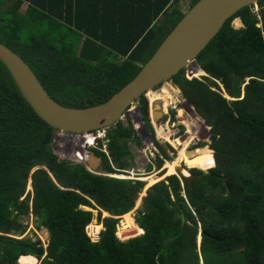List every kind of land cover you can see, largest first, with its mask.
Returning <instances> with one entry per match:
<instances>
[{
  "label": "trees",
  "instance_id": "trees-1",
  "mask_svg": "<svg viewBox=\"0 0 264 264\" xmlns=\"http://www.w3.org/2000/svg\"><path fill=\"white\" fill-rule=\"evenodd\" d=\"M177 1L0 0V42L28 64L57 102L87 107L106 101L138 73L184 15ZM196 1L189 0V8ZM256 5L257 14L249 5L229 17L197 55L200 69L194 64L188 68L193 76L204 72L205 79L218 81L232 98H222V105L239 138L223 147L234 156L244 153L251 161L264 156V0ZM238 18L242 26L233 28L231 21ZM75 37L82 39L78 49ZM188 77L181 69L170 82L205 103L201 83ZM137 102L151 131L144 95ZM174 115L171 109L172 120ZM53 133L20 95L0 61V264H37V259L39 264H200L195 255L188 257L183 251L177 234L182 198L173 199L164 180L146 189L134 216L142 233L121 240L116 236L119 216L130 213L144 181L95 173L60 159L50 147ZM104 140L108 157L94 150L103 169L121 173L131 168L128 143L139 142L135 129L120 119L105 129ZM162 160L158 158V167ZM251 169L241 178L246 192L238 206L214 204L191 191L183 179L195 211L211 210L228 224L234 220L242 224L240 230L203 233L215 249L231 251L246 245L251 251L244 256L245 264H264V209L255 213L264 198V181L261 187ZM209 171L189 170L192 180L201 179L207 186L214 182L204 180L213 179ZM222 179L228 183L232 176ZM83 207L97 210L102 226L97 241L85 231L93 214ZM27 215L47 230L46 246L20 237L26 228L21 220Z\"/></svg>",
  "mask_w": 264,
  "mask_h": 264
},
{
  "label": "rangeland",
  "instance_id": "rangeland-1",
  "mask_svg": "<svg viewBox=\"0 0 264 264\" xmlns=\"http://www.w3.org/2000/svg\"><path fill=\"white\" fill-rule=\"evenodd\" d=\"M177 3L183 12L188 10L189 0H178ZM231 26L233 28H239L242 26V23L240 26H237L235 20H232ZM81 41V38L75 37L74 43L76 49L79 48ZM193 73L196 74L197 71L193 70ZM204 76L205 75H192L188 78L194 77L201 83L199 89L203 94L205 103L201 102V100H196L195 95L191 91L189 93L187 89L176 87L171 82L170 84H161L153 89L154 91L145 92L143 94L147 100L149 121L152 127L151 131L142 119V113L139 109L138 102L136 101L131 104L121 119L123 123H129L135 129L139 139L138 143L134 141L128 143L133 156L131 168L121 173H108L103 169L101 162L100 166L95 170V173L106 174L116 178L144 181V186L138 193L133 208L130 210V213H128L133 222L134 216L142 203V198L146 194V189L155 182L164 180L166 184L169 185L171 197L173 199L178 196L182 198L179 202L181 214L178 218L179 231L177 234L181 245L185 246L183 249L185 255L188 257L195 255L199 259L200 264H245L244 256L250 253L251 247L240 245L231 251L218 252L213 245V241L205 237V235L203 236V233H215L218 230L220 231V228L224 230L229 228L235 230V228H237L240 230L242 224L237 223V219V222L234 220L228 224L211 210L195 211L190 207L188 186L183 179L186 175L184 176L183 171H178V167H181L190 174L189 170L196 168H188L186 166V159L182 160L180 157L183 147L175 144V141L178 139L185 142L191 137L190 146L187 148V152L189 151L188 153L191 154L194 150L208 148L211 150L216 160L214 167L207 171L196 168L206 174H209V170H211L213 174L211 177L213 179L206 178L204 180L214 182H210L207 186V184L202 185L203 180L201 181V179L192 180L191 178L187 181L190 184L189 187L191 191L194 193L200 194L201 197H206L217 205L232 203L238 206L240 205L241 198L246 192L240 181L241 178L248 175V169L252 168L254 170V175L258 177L260 186L262 181H264V156L258 157L256 161H251L248 155L239 153L238 156H234L231 151L227 152V149L223 147L226 144H230L232 140H237L239 138L231 121L224 112L222 105V98L228 99L229 97L226 96L222 85L218 83V81L205 79ZM166 85L173 86L178 91L176 92V89H171L167 95H162L161 99L152 103L151 99L153 93L163 94ZM158 101H163L164 107L163 110L159 108H155V110H159L163 113L155 118L152 111L154 110L155 103H158ZM171 109L175 111L174 120L171 119ZM191 121V132L186 133L187 125ZM91 134L95 139L94 143L92 145L89 144V146L82 134H68L66 132L53 133L50 147L60 159L73 163H80L86 167V160L88 159L86 156L87 154L90 152L94 153L95 149L107 153L104 140L105 133H103L102 129L92 131L88 135ZM155 141L171 158L170 160L164 158L161 150L156 146ZM224 151L229 154L230 158L227 154L223 153ZM82 152L84 154H82ZM158 158L163 159L160 167L157 166ZM259 164H261L262 167H259ZM172 165L173 169L170 168ZM255 166L256 169H254ZM227 175L232 176L231 181L228 183L225 179H222ZM213 188H216L215 192H211ZM26 189L27 191L31 189L29 182ZM83 208L91 210L93 214V218L88 224L89 233H98L102 226L97 220V210L89 207ZM261 209H264V198L259 201L255 213L259 214ZM104 215H107V213L102 212V216ZM124 216H119V221L116 226V236L119 239L126 240L139 235L137 234V224L135 222V228L128 231L126 230L127 226L125 225L126 221ZM122 220L124 221V229L126 231L118 234V229L122 225ZM21 221L26 225V228L20 237H29L32 240H39L43 246H46L48 242V232L45 228L38 226L35 217L27 215L22 217ZM37 261V264H39L38 259Z\"/></svg>",
  "mask_w": 264,
  "mask_h": 264
},
{
  "label": "water",
  "instance_id": "water-1",
  "mask_svg": "<svg viewBox=\"0 0 264 264\" xmlns=\"http://www.w3.org/2000/svg\"><path fill=\"white\" fill-rule=\"evenodd\" d=\"M257 1L197 0L184 12L130 81L106 101L87 107H69L57 102L45 90L28 64L1 42L0 61L10 73L20 95L38 117L54 129V134L66 132L84 135L113 126L141 95L158 85L170 83L171 77L181 69H185L188 77L191 73L188 69L189 63L193 62L195 69H200L196 62L197 55L216 35L224 22L242 7L256 4ZM160 107L159 102L155 103L154 108ZM155 112L158 116L163 113L159 110ZM155 112L153 116L157 118ZM86 156L87 169L95 172L102 162L101 158L93 152ZM180 170L181 167H178L179 172ZM192 177L190 174L185 176L188 181Z\"/></svg>",
  "mask_w": 264,
  "mask_h": 264
},
{
  "label": "bare ground",
  "instance_id": "bare-ground-1",
  "mask_svg": "<svg viewBox=\"0 0 264 264\" xmlns=\"http://www.w3.org/2000/svg\"><path fill=\"white\" fill-rule=\"evenodd\" d=\"M235 24L237 26H240L241 25V21L238 20V19H236L235 20ZM191 64H194V63L193 62L189 63L188 64V68L190 67ZM203 74H205V73L203 72ZM164 84H170V83H164ZM171 89H176V88H174L173 86H170V85H166L165 88H164V90H163V94H158L156 92L153 93L152 99H151L152 100V103H154L155 101L161 99L162 98V95H167ZM151 91H154V90H148L147 92H151ZM177 91L178 90L176 89V92ZM158 102L161 105L160 110H162V108H163L162 107V104H161L160 101H158ZM154 112H155V108L152 111V113H154ZM155 116H158V113L157 112H155ZM191 124H192V121L190 123H188L186 133H190L191 132V130H190V125ZM88 134H90V133L84 134V138H85V140L87 142V145H89V144L92 145L94 143L95 137L92 134H91L92 136L91 135H88ZM191 140H192V138L190 137L189 140H187L185 142H182L180 139H178V140L175 141V144H177L178 146H182L183 147L180 157H181L182 160H185L186 159L185 160V161H187L186 166L188 168H190V167H196V168H199V169L204 170V171H207L208 169L213 168L214 165H215L214 157L212 155L211 150H209L208 148H201V149L194 150L191 154L187 152V148H188V146H190ZM103 153H105L107 155L106 152L103 151ZM107 157H108V155H107ZM91 163H94V162L91 161ZM170 168L173 169V165L170 166ZM182 171H183V174L184 175H186V176L188 175V172L186 170H184L183 168H181L180 172H182ZM124 217H125V221H126L125 222V225L127 226L126 227V230L128 231V230H130L132 228H135V224L132 221L130 215L129 214H126ZM121 222H122L121 223L122 225L118 229V234H121L122 232H125L126 231L124 229L125 228L124 221L122 220ZM136 229H137V234L142 233V229L138 225H137V228ZM125 237H128V236H125Z\"/></svg>",
  "mask_w": 264,
  "mask_h": 264
},
{
  "label": "built area",
  "instance_id": "built-area-1",
  "mask_svg": "<svg viewBox=\"0 0 264 264\" xmlns=\"http://www.w3.org/2000/svg\"><path fill=\"white\" fill-rule=\"evenodd\" d=\"M257 11H258L257 5L256 4H253V12L255 14H257ZM102 131H103V133H105V129H102ZM85 231H86L87 235L90 237V239L92 241H97L98 240V238H99V231H98V233H91L90 234L89 233V227H88V225L85 227Z\"/></svg>",
  "mask_w": 264,
  "mask_h": 264
},
{
  "label": "flooded vegetation",
  "instance_id": "flooded-vegetation-1",
  "mask_svg": "<svg viewBox=\"0 0 264 264\" xmlns=\"http://www.w3.org/2000/svg\"><path fill=\"white\" fill-rule=\"evenodd\" d=\"M161 102V104H162V107H164V103H163V101H160ZM162 110H163V108H162Z\"/></svg>",
  "mask_w": 264,
  "mask_h": 264
},
{
  "label": "crops",
  "instance_id": "crops-1",
  "mask_svg": "<svg viewBox=\"0 0 264 264\" xmlns=\"http://www.w3.org/2000/svg\"><path fill=\"white\" fill-rule=\"evenodd\" d=\"M239 20V19H238Z\"/></svg>",
  "mask_w": 264,
  "mask_h": 264
}]
</instances>
